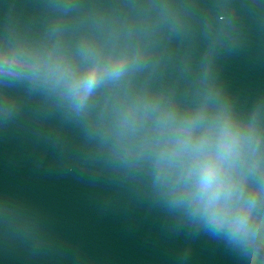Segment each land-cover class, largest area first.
Returning a JSON list of instances; mask_svg holds the SVG:
<instances>
[{"label":"water","instance_id":"95a60500","mask_svg":"<svg viewBox=\"0 0 264 264\" xmlns=\"http://www.w3.org/2000/svg\"><path fill=\"white\" fill-rule=\"evenodd\" d=\"M0 264H264L46 0H0Z\"/></svg>","mask_w":264,"mask_h":264}]
</instances>
